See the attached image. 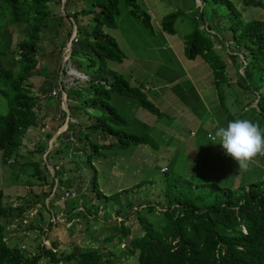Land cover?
<instances>
[{
	"label": "trees",
	"instance_id": "obj_1",
	"mask_svg": "<svg viewBox=\"0 0 264 264\" xmlns=\"http://www.w3.org/2000/svg\"><path fill=\"white\" fill-rule=\"evenodd\" d=\"M72 2L65 0L61 16L69 23L66 40L70 34L75 35L70 41L72 47L64 68L70 65L80 72L79 69L85 63V75L89 78L88 81L74 79L76 87L69 90L71 95L61 85L67 100L74 105L73 112H70L71 108L67 105L68 118L74 119L76 123H69V134L56 137L57 147L49 151L47 146L27 151L29 158L23 162V156L19 153L24 141L37 130L43 129L46 123L34 109L40 98H45L50 91L45 92L42 87L33 91L28 81L40 73L36 71L39 64H42L39 44L43 31L48 28L53 30L50 22L54 16L49 8L50 0H0V96L7 104L5 113L0 110V164L31 167V176L42 182L35 199L44 196L51 197L52 201H60L64 192L74 194L73 203L78 210L66 207L68 198L63 199V207L58 205L54 209L56 213L60 209L59 213L64 218L73 215L78 221L91 216L95 221L100 217L101 222H111L112 230L103 229L100 237H97L100 244L110 247V251L79 248L70 245L69 241L64 243L58 241L57 237H49V248L39 247L40 253L27 257L16 245L9 246L7 240L13 238L5 236V225L0 223V264H125L133 256H137V264H264V175L259 182L230 190L221 188L218 182L216 184L207 180L210 170L203 167L202 181L206 183L202 186L174 176L161 184L159 202L143 205H122L118 199L121 193L107 196L96 191V175L91 182L96 200L93 203L91 195L86 202L82 192L67 188L62 190L56 171L53 177L50 175L48 158L51 154L61 153L67 144L79 153L88 142L85 161L91 167L93 159L102 157L100 150L142 145L152 147L154 141L148 135L150 127L142 123L141 128L145 132L142 135L132 133L129 131L128 120L120 113L121 108L129 107L133 114L136 107L142 108L157 120L165 117L146 95L151 87H131L129 81L121 75L113 74L112 79L108 77L112 74L107 71L106 62L122 63L125 58L115 40L104 32L105 29L115 28L116 18L120 14V0H78L82 2V8L70 13ZM124 2L131 8L130 15L138 17L144 27L153 33L151 16L136 10V0ZM209 2L205 4L199 0L201 12L195 20L201 23L200 29H196L189 37L185 54L189 60H201L210 74L209 86L215 91L211 94L217 96H211V101L218 110L212 121L213 127L217 130L230 121L244 119L248 114L253 118L251 121L261 128L264 126V21H245L234 0ZM57 4L61 5L62 0H58ZM242 4L244 8H264L261 0H242ZM180 14L177 10L164 17L160 30L174 35V26ZM7 56L15 57L13 64L17 68L16 73L9 68ZM63 69L62 76L67 70ZM179 92L183 97L184 92ZM57 93L60 96V91ZM113 95L122 97L115 106L110 104ZM229 96H233L232 104L228 102ZM123 98H127L125 102ZM129 100L135 103H127ZM66 118L67 115L63 113L60 123L64 124ZM71 127H76V130ZM64 129L65 125L62 131ZM261 129L264 130V127ZM206 136L215 142L213 135ZM44 137L49 142L53 135L44 133ZM90 138L98 142L92 145ZM163 154L167 155L165 158L170 155L174 157V150H166ZM35 155H46V163H39L38 159V162L29 161ZM256 159H259L257 161L260 166H264V157ZM190 168H195V165ZM168 171V166H163L159 173L166 174ZM193 171H190L192 176ZM3 188L0 187V220H8L12 218L15 208L4 204ZM25 188L31 190L32 186ZM32 205V200L31 204L27 202V207ZM27 207L18 210L19 217ZM41 207L49 214V229L61 225L52 221L54 214L44 203ZM142 209L147 216L139 214ZM38 217H42L40 211ZM131 221L139 223L140 236L131 233L132 230L127 226ZM22 224L20 222L18 226ZM23 227L31 230L30 225Z\"/></svg>",
	"mask_w": 264,
	"mask_h": 264
},
{
	"label": "rangeland",
	"instance_id": "obj_2",
	"mask_svg": "<svg viewBox=\"0 0 264 264\" xmlns=\"http://www.w3.org/2000/svg\"><path fill=\"white\" fill-rule=\"evenodd\" d=\"M57 1L50 0L49 3V8L54 16L50 22V28L53 27V30L48 28L43 31L41 44H39L42 64H39L36 71L40 73L28 81L33 91L42 87L45 92H51H48L43 102H38V107L34 109L39 118L44 119L46 123L43 131L37 130L24 141L19 153L21 157L23 156V162L29 158L27 151L30 152L37 147L45 146L48 151V149L57 147L56 137L60 134H69L67 130L69 123H76L74 119L68 118L69 112L66 109L69 105L70 112H73L72 102L67 100L66 103L65 99V104H63L62 96H57L61 85L70 94L69 90L76 87L74 79L83 81L81 78L69 75V71L64 72V76H62L61 68L63 69L66 65L63 63H66L69 57L72 47L70 41L74 39L75 35L74 33L70 34L66 40L69 23L61 18L62 5H58ZM201 1L205 4L210 3L209 0ZM234 1L241 10L245 21L254 19L264 21V8H244L242 0ZM261 2L264 4V0ZM199 4V0H136V10L146 12L151 16L152 33L144 27L138 17L130 15L131 8L126 6L124 0H120V14L116 18V26L114 29H105L104 32L115 40L125 58L122 63L106 62V69L112 74L108 77L112 79L113 74L121 75L129 81L131 87H151L146 95L165 114V117L157 120L154 115L142 108L136 107L134 114L129 107L121 108L120 113L126 121L128 120L129 131L132 133L142 135L145 132L141 128L142 123L150 127L148 135L154 141L153 146L142 145L139 147L130 146L127 149L100 150L102 157L93 159L92 167L85 161L89 150L88 142L85 148L80 149L79 153L77 150L70 149L71 145L67 144L61 153L51 154L47 164L51 168H54L55 165L61 168L56 171L55 175L62 183L63 191L64 188H67L77 193L82 192L84 194L82 198L86 202L92 195L91 199L94 203L96 196L91 182L93 176L96 175V191L107 196L121 193L118 199L121 200L122 205L124 203L143 205L159 202L161 184L174 176L178 179L190 180L193 185L202 186L203 183H206L202 181L203 167L210 170V177H206V179L216 184L218 182L221 188L238 190L261 180L260 178L264 175V166H260V162L257 161L259 159H256L248 170L242 171L238 170L230 157L224 155L222 146L218 144L219 141L214 136L216 129L213 127L212 121L218 114V110L213 107L211 101L213 100L211 96L214 98L217 96L211 94L215 91L213 87L209 86L210 74L206 71L201 60H189L185 54L188 50L189 37L196 29H200L201 23L195 20L201 12ZM82 6V2L73 0L69 12L79 11ZM177 10L181 14L174 26L175 34L170 35L162 32L160 30L162 19ZM60 47L63 49H59ZM14 56H7V62L12 72L16 73L17 68L13 64ZM68 66L65 67L67 70H69ZM85 66L83 63L82 68L79 69L81 73H87ZM93 71L90 72L93 73ZM173 89H175L174 92ZM180 90L184 92L183 97ZM53 91H55L54 96L52 95ZM156 95L157 98H155ZM121 99L122 97L113 95L110 104L113 106ZM126 99L123 98V102ZM228 102L233 103V96H229ZM127 103L133 104L135 101L129 100ZM252 105L254 106V104ZM48 108L51 112L48 111ZM0 110L3 113L7 110L6 100L1 96ZM63 113L67 115V118L65 123L61 124L60 117ZM244 119L251 120L253 118L246 114ZM84 121L87 123V120L84 119ZM64 125L65 129L62 131ZM71 129L76 130V127H71ZM44 133L53 135L54 141L51 140L54 142V146L50 144V141H45ZM160 133H164V135ZM207 134L213 135L216 139L215 142L208 140ZM64 140L66 141V139ZM68 142L71 143L70 140ZM89 142L94 145L98 141L95 142L90 138ZM166 150L169 152L174 150V157L170 155L165 158L167 155L163 152ZM37 159L39 163H46L44 155H35L29 161L38 162ZM193 164L195 168H190ZM163 166H168V173H159ZM192 170H194L193 176L190 172ZM48 171L50 172L49 169ZM32 173V168L26 165L0 164V187H4V204L12 205L15 208L12 218L0 220V223L5 225V236L9 239L13 238L10 241L7 240L9 246L16 245L25 256L31 257L40 253L39 247H50L49 241H47L49 237L53 239L57 237L58 241H64V243L69 241L70 245L74 244L79 248L91 247L98 248L103 252L110 251V247L100 244L97 237H100L103 229L112 230L113 224L107 220L101 222L102 218L100 219V217L97 221L93 220L91 216L78 221L73 215L64 218L62 213H59L60 209L56 213L54 209L59 206L63 207L65 203L69 210H71L70 208L74 210L79 208L74 205V198H68V202L64 204L63 199L52 201L51 197L44 196L35 199L34 196L41 190L42 182L31 176ZM52 174L50 172L53 177ZM30 185L32 186L31 190L25 188ZM28 193L31 195L26 196ZM64 199L66 198L64 197ZM31 200L33 205L27 207V202L31 204ZM42 203L54 214L52 221L61 225L48 228L49 214L46 213V210L41 209ZM24 207L27 209L19 217L18 210ZM39 211L42 214L41 218L38 217ZM139 214L147 216L143 209ZM102 215H104L103 212ZM20 222L23 224L18 226ZM24 225H30L31 230L25 229ZM127 226L132 230L130 232L133 235L140 236L142 234L137 221L128 222ZM38 228L42 230H38ZM125 264H137V256L129 258Z\"/></svg>",
	"mask_w": 264,
	"mask_h": 264
},
{
	"label": "clouds",
	"instance_id": "obj_3",
	"mask_svg": "<svg viewBox=\"0 0 264 264\" xmlns=\"http://www.w3.org/2000/svg\"><path fill=\"white\" fill-rule=\"evenodd\" d=\"M68 69L66 72L69 71V75L81 78L83 81L89 80L85 73L74 70L70 65ZM60 96H62L63 104H65V99L67 103L66 95L62 89H60ZM214 136L218 139V144L222 146L224 154L235 162L238 170H248L257 157H264V130L260 128L259 124L251 120L236 119L230 121L225 127H219ZM52 140L50 144L53 146L54 140ZM51 169L53 172L60 170V168L58 170Z\"/></svg>",
	"mask_w": 264,
	"mask_h": 264
},
{
	"label": "built area",
	"instance_id": "obj_4",
	"mask_svg": "<svg viewBox=\"0 0 264 264\" xmlns=\"http://www.w3.org/2000/svg\"><path fill=\"white\" fill-rule=\"evenodd\" d=\"M62 94H63V93H62ZM52 95H55V93H52ZM63 97H65V96H63ZM58 169H59L58 166L54 167V170H58ZM49 170H50V172L53 173V171H52L51 168H49ZM64 197H65V198H73V197H74V194H71V193H65V194H64Z\"/></svg>",
	"mask_w": 264,
	"mask_h": 264
},
{
	"label": "crops",
	"instance_id": "obj_5",
	"mask_svg": "<svg viewBox=\"0 0 264 264\" xmlns=\"http://www.w3.org/2000/svg\"><path fill=\"white\" fill-rule=\"evenodd\" d=\"M51 93V92H50ZM50 93H49V95H50ZM43 98L44 97H42V98H40V100H39V102H43ZM38 107V104H37V106H36V108ZM47 107H49L48 105H47ZM49 109V108H48ZM67 109V108H66ZM49 111H51V110H49ZM41 131H43L44 130V128L43 129H40ZM50 142H51V140H50Z\"/></svg>",
	"mask_w": 264,
	"mask_h": 264
},
{
	"label": "water",
	"instance_id": "obj_6",
	"mask_svg": "<svg viewBox=\"0 0 264 264\" xmlns=\"http://www.w3.org/2000/svg\"><path fill=\"white\" fill-rule=\"evenodd\" d=\"M64 2H65V0H62V4H61V5H62V8H63V4H64Z\"/></svg>",
	"mask_w": 264,
	"mask_h": 264
}]
</instances>
